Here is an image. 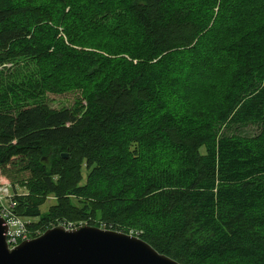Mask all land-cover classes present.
Wrapping results in <instances>:
<instances>
[{"label": "trees", "instance_id": "obj_1", "mask_svg": "<svg viewBox=\"0 0 264 264\" xmlns=\"http://www.w3.org/2000/svg\"><path fill=\"white\" fill-rule=\"evenodd\" d=\"M263 13L0 0V172L29 236L82 221L180 264H264Z\"/></svg>", "mask_w": 264, "mask_h": 264}, {"label": "water", "instance_id": "obj_2", "mask_svg": "<svg viewBox=\"0 0 264 264\" xmlns=\"http://www.w3.org/2000/svg\"><path fill=\"white\" fill-rule=\"evenodd\" d=\"M7 230L0 216V264H180L135 235L94 225H55L10 248Z\"/></svg>", "mask_w": 264, "mask_h": 264}, {"label": "built area", "instance_id": "obj_3", "mask_svg": "<svg viewBox=\"0 0 264 264\" xmlns=\"http://www.w3.org/2000/svg\"><path fill=\"white\" fill-rule=\"evenodd\" d=\"M11 192L12 191L9 190L8 183L1 181L0 182V215L3 217V219L6 221L8 225L6 241L9 247H13L20 240L29 236V231L25 226L26 222L23 219H20L19 216L14 211L15 203L12 199L13 192L12 193ZM58 224H61L67 228H73L77 225H83L82 223L73 222V221L59 222ZM130 232L134 233L135 231L131 230Z\"/></svg>", "mask_w": 264, "mask_h": 264}, {"label": "rangeland", "instance_id": "obj_4", "mask_svg": "<svg viewBox=\"0 0 264 264\" xmlns=\"http://www.w3.org/2000/svg\"><path fill=\"white\" fill-rule=\"evenodd\" d=\"M264 15V13H263ZM76 92L71 91V92H67L64 94H48L47 95V103L55 108L61 107V106H69L72 104L73 99L75 97ZM249 132L253 133L255 131V129L253 127H249L247 128ZM241 132L246 133L247 130L243 129L241 130ZM86 175V170L83 171V178ZM0 180L3 182H9L10 180H8L5 176L1 175L0 172ZM20 190V189H18ZM55 201L49 197L47 198V200L45 201V203L41 206V211H44L47 209V207L51 204H53ZM34 220V219H33Z\"/></svg>", "mask_w": 264, "mask_h": 264}, {"label": "bare ground", "instance_id": "obj_5", "mask_svg": "<svg viewBox=\"0 0 264 264\" xmlns=\"http://www.w3.org/2000/svg\"><path fill=\"white\" fill-rule=\"evenodd\" d=\"M79 223H82L83 225H91V224H85L84 222H82V221H78ZM118 231V230H117ZM120 232H122V231H120ZM125 233V232H124ZM132 232H129V233H127V234H130V235H132L131 234Z\"/></svg>", "mask_w": 264, "mask_h": 264}]
</instances>
